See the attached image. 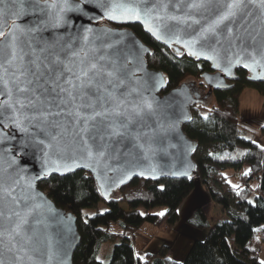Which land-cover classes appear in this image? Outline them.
<instances>
[{
    "label": "snow or ice",
    "instance_id": "obj_1",
    "mask_svg": "<svg viewBox=\"0 0 264 264\" xmlns=\"http://www.w3.org/2000/svg\"><path fill=\"white\" fill-rule=\"evenodd\" d=\"M102 21L139 23L172 59L208 62L209 85L229 87L223 81L237 67L264 80V0H0V264H70L74 217L56 208L40 181L87 171L81 178L94 179L107 200L134 177L192 179L186 157L196 149L181 124L191 119L184 108L193 94L182 86L162 96L169 81L149 70L152 49ZM174 150L184 157L178 168L157 162ZM37 158L33 172L26 165ZM225 180L244 199L245 189ZM94 217L84 214L83 223Z\"/></svg>",
    "mask_w": 264,
    "mask_h": 264
},
{
    "label": "trees",
    "instance_id": "obj_2",
    "mask_svg": "<svg viewBox=\"0 0 264 264\" xmlns=\"http://www.w3.org/2000/svg\"><path fill=\"white\" fill-rule=\"evenodd\" d=\"M125 26L135 30L155 54L154 58H147L149 66L162 70L169 81L168 88L162 92L190 80L196 82L200 91L208 89L202 80V73L211 70L208 62L187 56L172 59L171 50L154 40L141 25ZM197 64L202 67H196ZM237 73L233 88L212 89L210 97L191 107L192 121L184 123L185 133L198 145L193 155L197 170L191 180L135 177L109 200L95 191L94 179L81 178L89 177L87 171L78 170V175L69 174L68 178L54 177L39 182L43 191L53 193L50 197L57 206L72 211L78 218L81 240L73 254L74 264H98L96 258L102 245L111 241L114 248L108 264H143L136 256L133 236L145 223L167 231L178 224L180 216L176 210L195 190L198 178L207 189L210 202L223 210L225 219L212 222L203 206L196 207L186 221L195 228L207 229L208 234L204 239L192 242L183 261L173 260L176 264H258L264 242V150L257 145H264V103L260 108L259 123L252 127L240 118V97L247 85L257 86L264 95V83L250 82L245 69H238ZM204 115L209 119L204 120ZM251 141H256V144ZM241 152L247 154L241 157ZM209 153L216 156L228 153L237 158L218 160ZM249 168L253 169L252 175L244 177L242 173ZM225 177L245 189L242 193L244 199L235 195ZM232 177H237V181L233 182ZM161 185L164 192L160 191ZM249 200L253 204H248ZM100 202L106 203L108 211L104 215H100V211L91 213V209H97ZM159 207L165 208V216L160 217L155 211ZM84 214H95V217L85 225ZM171 252L172 247L165 244L155 253L147 252L144 256L147 264H172L168 259L172 257Z\"/></svg>",
    "mask_w": 264,
    "mask_h": 264
},
{
    "label": "rangeland",
    "instance_id": "obj_3",
    "mask_svg": "<svg viewBox=\"0 0 264 264\" xmlns=\"http://www.w3.org/2000/svg\"><path fill=\"white\" fill-rule=\"evenodd\" d=\"M240 100V118L242 122L247 123L252 127L256 126L259 123L260 108L264 103L263 93L257 86L247 85L244 87ZM228 173L231 174V170H229ZM234 176L238 177V174H235ZM237 177H232V181L236 182ZM196 183L201 184V180L198 178ZM123 206L126 208V205L123 204ZM105 209H108L106 203L100 202L97 209H91V213L102 212ZM164 209V207H159L156 208L155 211L161 212L164 211ZM205 210H208V212H206L212 222H218L225 219V214H223L222 209L218 204L216 205L211 202L207 205ZM178 225H181V222L175 224L170 231H167L155 224L145 223L133 236L136 253H140L141 255H144L147 252L155 253V251L161 246L168 244L172 247L171 254L173 259L176 261H183L193 244L192 242L197 239H204L207 236L208 231L207 229L195 228L190 224H186L179 232H177L176 229ZM113 244L114 242L111 241L102 245L99 258L103 260L105 264H108L111 260V254L114 248ZM260 259H264V242L261 247Z\"/></svg>",
    "mask_w": 264,
    "mask_h": 264
},
{
    "label": "water",
    "instance_id": "obj_4",
    "mask_svg": "<svg viewBox=\"0 0 264 264\" xmlns=\"http://www.w3.org/2000/svg\"><path fill=\"white\" fill-rule=\"evenodd\" d=\"M105 22H108V23H109L112 27H114V28H120L121 30H127V31L131 32L133 35L136 36V38H137L140 42L144 43L143 40H141V38L139 37V35L135 32V30L130 29V28L127 27V26H123V27L115 26L114 24H112V23L109 22V21H102L101 23H105ZM106 24H107V23H106ZM133 24H134V23H133ZM136 24H139V23H136ZM127 25H129V24H127ZM139 25H141V24H139ZM141 27L143 28L142 25H141ZM143 29H144V28H143ZM144 31H145V30H144ZM149 35H150V34H149ZM160 43H161V42H160ZM144 44H145L147 47L151 48L147 43H144ZM161 44H162V43H161ZM164 46H165V45H164ZM190 58H191V57H190ZM209 65H210V64H209ZM148 66H149V64H148ZM210 69H211V70H207V71H204V72L202 73V80H204V83H205V85L208 87L209 91H212V89L223 90V89H230V88H233L234 82H229V81L237 80V78H238L237 70H238V69H243V68H242V67H237V68L234 70V75H233V77L226 78V79L223 81V83L229 85V87H219V88L216 87V84L219 83V81H214L212 85H209V84L207 83V81L205 80V76H206V75L209 76V77H211V76L214 75V71L212 70L211 65H210ZM149 70L158 71V72H161V73H163V74L165 75V73H164L162 70H160V69H157V70H156L155 68H151V67L149 66ZM245 70L248 72V74H247V78H248V80H249L250 82H252V83H255V82H262V83H264V80L252 79L251 77H252L253 74L250 73L247 69H245ZM165 76H166V75H165ZM182 86H184V90H185V92H187V93H192V94H193V99H194V101H195V102L187 103L186 106H185V108H184L185 113H186L188 116H190L191 119H190V120H184V121L182 122V124H181L182 135H183L184 139L187 141L188 145H190L191 147H194V148L197 150V147H198L197 142H196L195 140H191V138L185 133L183 126H184V123L192 121L193 113H191V107H192L193 105H195V104L200 103V102L203 100V98H206V97H207V95L203 96L202 91H200V89H199L200 87L196 84L195 81H186V82H183V83L180 84L178 87H175V88L169 89V91H167V92H162V91H163V90H162V91H161V95L166 97V96H168L169 93H172V92H174L175 90L180 89ZM194 153H195V152L189 153V154H187V157H186L187 160H189V161L195 166V167L193 168L192 172H191V175H192V176H194V174H195V172H196V170H197V163H196V161H195V159H194V156H193ZM183 158H184V157L182 156V152H181V150H174V154H173V155H170V156L164 157L163 159H161V158L158 157V158H157V162H158L160 165H164L165 162H167L170 166H172V167H174V168H178V167L180 166V164H181ZM26 167H28V168H29L31 171H33V172L39 171V170H40V161H39V159L37 158L36 160H29L28 163H27V165H26ZM85 172H86V171H85ZM163 177H167V178H171V179H173V178H177V177H170V176H161L159 179H162ZM134 178H135V177H134ZM137 178H139V177H137ZM140 179H141V178H140ZM159 179H158V180H159ZM129 183H130V181H129L127 184H129ZM38 184H39V182H38ZM127 184H126V185H127ZM196 184H197V183H196ZM39 190L42 191V192H44L45 194H47V192H46L45 190L43 191V190L40 188V185H39ZM118 190H119V189H116V191L114 192V194H115ZM114 194H113V195H114ZM49 199L53 200L50 196H49ZM105 200H106V199H105ZM107 200H109V199H107ZM53 202H54V200H53ZM54 204H55V206H56L57 209H59V210H61V211H63V212L69 213V214H71V215L74 217V224H73V227H74V229H75V231H76V233H77V235H78V237H79V239L75 241V247L72 248V249L70 250V253H69L70 264H74L73 254H74V252H75V250H76V247L78 246V244H79V242H80V240H81L80 233H79V229H78V226H77V220H78V218H77V216H76L72 211H68L67 209L65 210L64 208H62V207H60V206H57V204H56L55 202H54Z\"/></svg>",
    "mask_w": 264,
    "mask_h": 264
},
{
    "label": "crops",
    "instance_id": "obj_5",
    "mask_svg": "<svg viewBox=\"0 0 264 264\" xmlns=\"http://www.w3.org/2000/svg\"><path fill=\"white\" fill-rule=\"evenodd\" d=\"M194 192L199 194L198 199L194 204H189L190 197ZM210 201L211 199L209 198L207 189H205L200 183L196 184L195 190L185 199V202L181 204V206L178 208L183 210V215L181 216L179 214V222H181V225H183L184 227L186 224H189L186 220L194 212V209H196V207L198 206H203L206 209L207 205L211 203ZM206 211L208 212V210ZM219 214L222 215L221 213Z\"/></svg>",
    "mask_w": 264,
    "mask_h": 264
},
{
    "label": "flooded vegetation",
    "instance_id": "obj_6",
    "mask_svg": "<svg viewBox=\"0 0 264 264\" xmlns=\"http://www.w3.org/2000/svg\"><path fill=\"white\" fill-rule=\"evenodd\" d=\"M105 23H107V24H109L108 22H105ZM115 26H118V27H123V26H125V25H116V24H114ZM247 74H248V72H247ZM238 79V78H237ZM229 82H234V84H235V82H236V80H233V81H229ZM234 86V85H233ZM208 88V87H207ZM200 89V88H199ZM212 93V91H209V89H206V88H204V90H202V94H203V96H205V95H207V97L206 98H208L209 97V95ZM204 99V98H203Z\"/></svg>",
    "mask_w": 264,
    "mask_h": 264
}]
</instances>
